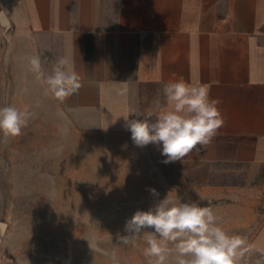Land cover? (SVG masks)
Wrapping results in <instances>:
<instances>
[{"label":"crops","instance_id":"0c3cea01","mask_svg":"<svg viewBox=\"0 0 264 264\" xmlns=\"http://www.w3.org/2000/svg\"><path fill=\"white\" fill-rule=\"evenodd\" d=\"M4 2L24 82L53 97L29 59L39 56L45 73L59 57L72 61L80 89L53 98L67 113L92 115L77 127L125 134L124 115L163 110L170 80L206 84L224 123L182 159L225 165L235 180L219 190L244 195L261 218L252 236H264V0Z\"/></svg>","mask_w":264,"mask_h":264},{"label":"rangeland","instance_id":"374dc122","mask_svg":"<svg viewBox=\"0 0 264 264\" xmlns=\"http://www.w3.org/2000/svg\"><path fill=\"white\" fill-rule=\"evenodd\" d=\"M4 4L0 0V11ZM12 31L0 20V107L29 116L20 135L0 133V220L6 223L0 264H149L154 258L143 254V235L128 245L118 235L128 234L126 222L137 210L167 195L210 206L227 232L264 246V236H252L261 219L257 210L245 207L242 193L219 190L235 180L225 165L164 163L162 145L138 147L131 132L77 127L92 115L67 113L34 82L23 81ZM255 213L253 224L242 223ZM245 259L264 264L257 252Z\"/></svg>","mask_w":264,"mask_h":264},{"label":"clouds","instance_id":"9594fccd","mask_svg":"<svg viewBox=\"0 0 264 264\" xmlns=\"http://www.w3.org/2000/svg\"><path fill=\"white\" fill-rule=\"evenodd\" d=\"M29 66L43 81L45 92L60 101L81 87L80 75L67 57H59L48 73L39 56L31 57ZM163 97V110L123 116L134 144L162 145L164 163L184 158L198 145L206 148L224 123L219 101L211 97L210 88L199 80L180 78L164 84ZM28 116L15 106L0 107V133L20 135ZM150 191L159 197L156 189ZM125 231L127 235H118L124 245L144 236L143 254L154 258L149 264H247V254L264 256V246L230 234L218 223L210 206H201L190 198L176 201L167 195L148 210H137L126 222Z\"/></svg>","mask_w":264,"mask_h":264},{"label":"water","instance_id":"95a60500","mask_svg":"<svg viewBox=\"0 0 264 264\" xmlns=\"http://www.w3.org/2000/svg\"><path fill=\"white\" fill-rule=\"evenodd\" d=\"M0 20L8 22L10 24V19L6 15L5 11H0ZM5 229H6V223L0 220V245L5 233Z\"/></svg>","mask_w":264,"mask_h":264}]
</instances>
